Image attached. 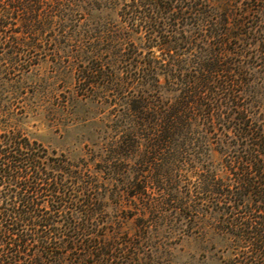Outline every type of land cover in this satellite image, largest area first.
I'll return each instance as SVG.
<instances>
[{"label": "trees", "instance_id": "1", "mask_svg": "<svg viewBox=\"0 0 264 264\" xmlns=\"http://www.w3.org/2000/svg\"><path fill=\"white\" fill-rule=\"evenodd\" d=\"M177 238L264 264V0H0V264H167Z\"/></svg>", "mask_w": 264, "mask_h": 264}, {"label": "rangeland", "instance_id": "2", "mask_svg": "<svg viewBox=\"0 0 264 264\" xmlns=\"http://www.w3.org/2000/svg\"><path fill=\"white\" fill-rule=\"evenodd\" d=\"M111 98L103 99L102 104H93L90 106L89 111L86 113L92 127V132L95 134H102L105 130L109 120H111L112 115L111 111L114 109L110 105ZM102 129V131H101ZM108 130V129H107ZM54 128H49L47 124L43 125L36 122H31L29 127V133L32 137L36 138L38 141L42 142L45 145L51 146L52 148L58 149L68 153L72 158H76L77 149L72 146L74 139L80 137V132L75 130L67 138H61L60 135L54 132ZM78 140H81L80 138ZM81 141H79L80 144ZM82 144V143H81ZM132 218V217H130ZM137 218L134 217L130 220L131 231L137 229ZM165 231V230H164ZM179 237V236H178ZM178 241L177 250L173 256L170 258L164 257L162 259L163 263L167 264H223L222 251L223 248L220 244L217 243L216 246H205L202 242L195 238H185L184 241Z\"/></svg>", "mask_w": 264, "mask_h": 264}]
</instances>
